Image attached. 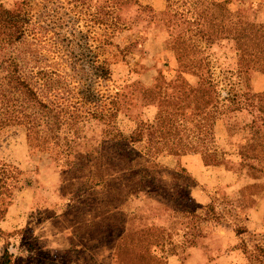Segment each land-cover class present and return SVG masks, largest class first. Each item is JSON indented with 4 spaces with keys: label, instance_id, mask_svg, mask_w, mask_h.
<instances>
[{
    "label": "trees",
    "instance_id": "obj_1",
    "mask_svg": "<svg viewBox=\"0 0 264 264\" xmlns=\"http://www.w3.org/2000/svg\"><path fill=\"white\" fill-rule=\"evenodd\" d=\"M36 1L22 0L18 10L0 5V130L22 127L29 151L46 156L59 173H86L92 201L80 206L70 197L69 219L81 237L108 248L113 264L188 262L206 239L205 225L220 224L225 214L241 221L264 194V91L250 87L251 73L264 61V15L260 30L247 35L225 18L232 0H186L181 11L138 7L134 0ZM137 20L165 30L147 52L150 58L159 50L172 54L174 74L159 72L150 87L126 79L110 91L111 59L127 63L135 48L114 38ZM214 47L233 52L219 57ZM228 54L236 59L232 65L224 63ZM240 54L252 61L242 65ZM179 74L196 78L195 85L174 88ZM217 121L227 147L236 150L235 163L217 143ZM187 155L253 183L235 201L198 206L189 195L197 178L176 166ZM25 183L19 166L0 158V264H26L10 251L16 242L26 255L37 253L28 227L5 233L1 226ZM131 190L137 198L153 195L155 206L129 209ZM234 227L237 236L247 233Z\"/></svg>",
    "mask_w": 264,
    "mask_h": 264
},
{
    "label": "rangeland",
    "instance_id": "obj_2",
    "mask_svg": "<svg viewBox=\"0 0 264 264\" xmlns=\"http://www.w3.org/2000/svg\"><path fill=\"white\" fill-rule=\"evenodd\" d=\"M134 2L138 7L150 6L148 0H134ZM21 4L22 0H0V5L7 10H18ZM164 5V10H167L169 6L173 11L186 10L189 7L186 0H170L169 2L166 0ZM262 15H264L263 0H232L225 18L230 21L232 27L241 26L249 35L260 30L259 22ZM165 35V30L159 26L147 25L144 20H137L131 31L118 34L114 38L117 44L127 46L132 42L135 48H132L131 55L127 56V63L111 59V71L115 84H110L108 90L112 91L114 87L123 85L126 79L137 80L144 86L150 87L154 84L159 72L166 77L173 76L176 64L172 54L159 50L154 53L153 58H150V53L147 52L148 48H155L157 42ZM213 52L220 57L222 52L233 51L214 47ZM226 56L224 61L226 65L236 62L234 54ZM220 60L222 61L223 58ZM250 60L248 56L239 55V62L242 65L249 64L252 61ZM146 64L153 68L140 70V67L146 68ZM256 67L255 72H252L250 76V87L254 92H261L264 91V61L258 62ZM196 81L193 76L179 74L174 88H191ZM142 111L147 116L153 113L152 108ZM215 137L218 145L230 153L227 159L233 163L237 162L236 150L227 147V134L221 121L215 124ZM0 158L18 165L26 182L23 189L16 194L6 219L1 225L2 229L6 233L28 227L29 232L36 238V255H26L24 248L16 242L15 248L10 249L15 256L26 264H113L108 248L99 247L94 241L81 237L74 230L69 219L72 212L67 209L70 197L75 196L80 206L92 201L87 191L88 184L84 171L72 168L65 174L59 173L46 156L29 151L24 130L19 126L0 130ZM176 166L197 178L198 184L189 195L198 206H204L213 199H217V203L225 199L235 201L240 195L239 193L237 195L238 190L253 183L244 176L238 178L233 173L235 171L226 172L224 167H205L198 155L178 157ZM129 193L133 195L128 205L129 209L145 205L155 206L151 198L153 195L138 194L137 198V191L131 190ZM225 217V221L220 224L210 222L201 229L206 239L202 240L203 245L200 251L191 250L188 262L181 264H214V262L216 264H251L252 258L256 260L254 264H260L261 257L256 256L257 250L254 246L259 244L257 249L264 251V194L256 197L254 205L244 217L242 216L241 221H230L231 218L226 214ZM234 224L247 233L242 236L235 235ZM3 237L0 236V260L5 245ZM205 243L209 246L208 248H203L207 247ZM261 262L264 264L263 260ZM170 264L180 263L173 258L170 259Z\"/></svg>",
    "mask_w": 264,
    "mask_h": 264
},
{
    "label": "crops",
    "instance_id": "obj_3",
    "mask_svg": "<svg viewBox=\"0 0 264 264\" xmlns=\"http://www.w3.org/2000/svg\"><path fill=\"white\" fill-rule=\"evenodd\" d=\"M166 0H148L149 5L155 10H164Z\"/></svg>",
    "mask_w": 264,
    "mask_h": 264
}]
</instances>
